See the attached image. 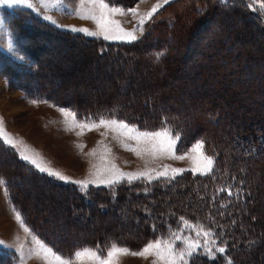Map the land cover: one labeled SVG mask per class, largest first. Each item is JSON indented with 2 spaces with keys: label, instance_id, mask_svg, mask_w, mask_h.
Segmentation results:
<instances>
[{
  "label": "rangeland",
  "instance_id": "obj_1",
  "mask_svg": "<svg viewBox=\"0 0 264 264\" xmlns=\"http://www.w3.org/2000/svg\"><path fill=\"white\" fill-rule=\"evenodd\" d=\"M219 1L209 0L207 9L220 5ZM227 1L223 0L224 3ZM243 1L249 4V0ZM29 3L32 7L0 5V67L6 65L7 60L15 64L20 75H25L19 82L25 84L30 90L37 78L30 72L35 68L32 70L28 68L36 64L41 67V73L45 75H42V81L38 80L35 88L43 87L67 102H80L86 106L94 103L96 99L107 103L115 102L119 104L115 108L122 114L126 112L125 107L135 106L138 99L143 97L149 99L151 96L163 97L164 101L158 99V102H164V110H170L172 113L169 119L172 122L170 121L168 125L173 133H179L177 154L184 156L182 160L163 155L154 157L145 150L150 147L148 143L137 145L135 141L119 137L104 127L91 131L85 129L83 135H77L80 129L66 131L65 117L59 109L71 111L73 109L48 101L43 102L35 94L20 91L4 78V74L8 75L9 70L2 69L0 71L2 73L0 75V119L3 120L4 131L15 140L22 141L20 146L26 147L30 154H38L43 158L47 166L74 180H96L97 176L94 173L98 170L101 177L107 179L108 174L102 170L108 167L109 163L115 164L123 173L164 171L167 167L168 176H175V179L164 177L156 179L153 173L151 183L146 180H136L129 184L126 180H122L112 187L99 183L90 185L88 188V190L91 188L117 190L126 185H139L141 193L149 194L151 197L157 196V190L168 194L173 189L186 186L187 180H202L211 175L216 166L220 165L216 157L218 155L214 153V146H216L214 140L217 143L220 141L224 147L231 149L226 154L228 157L231 156L227 171L223 173L225 180L221 186L230 182L232 171L248 169L251 173L256 169L261 171L264 168V35L245 16V14L258 16L259 12L264 16V11L259 10V4L253 3L252 7L247 6L244 11L240 9L242 3L232 1L229 6L221 5L224 10H219L217 15L212 17L214 19L211 22V28L201 33L199 39L201 45L191 48L188 41L184 43V46L180 45L178 32L179 28L188 30L196 18L195 9L199 7V4L195 0H170L151 20L145 22L142 32L135 33L137 38L134 41H128L126 38L105 40L102 35L88 37L81 32L71 31L70 29L76 28L98 33L92 20L80 18L82 15H88L92 9L91 5L81 4L80 0H62L61 5H54L51 0H43L42 3L29 0ZM110 3L122 9L137 7L138 15L135 19L130 14H118L114 17L125 30L131 31L140 17L151 11L157 0H144L138 5L137 0H110ZM235 6L238 9L228 10ZM69 11L77 15L70 16ZM190 18L193 20L191 21ZM40 23L53 31L100 39L107 44L132 45L142 41L144 45L139 50L144 54L153 45L150 51L152 56L148 59L145 55L130 53L122 56L124 60H128L126 67H122L123 64L120 63L121 67L118 69L114 61L104 66L98 64L101 61L96 60L97 57L89 46L79 44L64 46L59 43L61 41L48 37L39 29ZM260 24L264 27V21ZM169 37L173 40V44L178 46L177 48L169 46ZM157 54H162L158 60ZM188 54H190L189 57H186ZM141 57H145V62L149 61L147 66L136 63ZM239 62L242 64L238 65ZM28 70L30 75L26 76L25 72ZM122 76L126 79L120 81ZM213 108L220 112H211ZM78 118L83 119V117ZM121 120L128 122L125 119ZM128 123L135 124L141 130L159 129L147 128L133 122ZM187 126L190 127L189 133ZM232 132L239 133L231 135ZM199 140L205 142L203 148L199 152L192 151L193 145ZM77 145H83V150L81 151ZM125 146L135 147L141 154L138 156L135 152L127 150ZM244 151H248L246 156ZM93 152L95 154L90 155ZM201 153L210 154L215 158L213 170L207 174H202L204 162L201 159ZM242 157L245 158L241 161ZM6 163L10 169H15L7 157L0 156L1 168L5 167ZM173 169L181 171L176 174L172 171ZM242 178L246 179L245 176ZM176 181L181 183L175 184ZM246 183H248L247 180ZM36 184L35 189L27 185L25 188L22 187V198L27 201L24 200L23 203L30 208L32 215L40 214L50 222L53 233H56V230L59 232L55 234L56 240L63 239L70 244L84 237L92 238L107 234L140 236L144 231L142 227L136 225L137 220L127 216L128 209L134 207L132 199L136 190L127 191V194L125 189L119 190L118 196L121 199L127 198L123 204L122 222L115 224L112 216L104 217L94 214L91 219L70 223L66 212L71 205L68 194L63 192L56 194L48 191L44 184L38 182ZM253 185L257 202L263 208L262 215L258 214L260 221L263 222L262 227L252 228V232L260 234L258 242L261 241V246H257L253 252H248V255L245 254L243 260L246 261L245 264H264V236L261 235V232L264 233V180ZM195 194L198 200L204 199V194H198L197 191ZM144 202L146 203V200ZM151 204L157 206V203L153 201ZM17 212L20 214V221L16 218ZM172 216L178 218L177 227L170 223ZM183 217L196 228L201 226L205 229L209 228L208 225L188 219L185 215ZM164 218L168 220L169 225L164 224L149 230L153 235L149 240L162 235L169 236L170 230L174 232L177 228H180L183 236L196 239V233L182 227V221L173 212H166ZM25 228L28 230L25 231ZM212 231L215 233L214 229ZM199 239L204 238L201 236ZM0 242H2L0 250L15 253L17 261L14 264H54L51 254L47 259L44 258L45 253L41 245L51 247L28 227L21 213L15 208L10 193L5 195L3 186H0ZM147 242L128 248L139 250ZM177 245L179 246V242ZM217 245L219 246L218 240ZM108 247L105 249V255ZM52 251L64 258L71 257L73 264H76L74 259L76 250L67 256L53 249ZM220 254L214 250L211 254L206 251H197L188 264L200 255L216 258ZM4 257L2 261L0 259V264L13 262L10 256ZM153 259L151 256L145 259L129 253L117 257V264H153ZM83 264L88 262L85 260Z\"/></svg>",
  "mask_w": 264,
  "mask_h": 264
},
{
  "label": "trees",
  "instance_id": "obj_2",
  "mask_svg": "<svg viewBox=\"0 0 264 264\" xmlns=\"http://www.w3.org/2000/svg\"><path fill=\"white\" fill-rule=\"evenodd\" d=\"M195 1L199 4V7L196 9L194 8L196 10L197 19L194 18V21L190 24L188 30L179 28L180 23L178 25L180 45L184 46V43L188 41L187 43L191 48L201 45V43L199 44V39L202 35L201 33L208 31L209 28H211V22L214 19L212 17L216 16V13L219 10H224L221 5L229 6L232 1H234V3H242L243 5L240 9H243V11L248 6V2L243 0H228L227 3L220 0V5L217 4L213 9L209 10L207 9L209 6L207 2L209 0ZM236 9L238 8L235 6L228 10ZM242 12L241 14L243 15L244 12ZM245 16L264 35V27L260 24V22L264 21V16L260 12L258 16L254 14H245ZM190 19L191 21L193 20V18ZM32 25L36 26L33 23ZM39 29L45 32L48 37L61 41L62 43H59L64 46L69 47L75 44L89 46L96 55V60L98 59L101 61L98 64L104 66H106L105 64L114 61L118 69L121 67L120 63L123 64L122 67H126V62L128 60H124L122 56L130 53L139 54V56L145 55L148 59L152 56L150 51L153 49V45L147 52L144 54L141 53L139 48L144 45V42L142 41H138L132 45L107 44L100 39H89L72 33L59 32L56 30L53 31V29L45 26L43 23H40ZM169 42V46L178 47L176 44H173V40L170 37ZM145 44L147 45V43ZM210 44H208V46H210ZM148 46H151V44H148ZM189 55L190 54L186 57H189ZM136 63L147 66L149 61L145 62V57H141ZM240 64H242V62L238 63V65ZM2 69L9 70V74H4V78L10 83V85L16 86L20 91L22 90L29 94H35L43 102L48 101L62 107L71 108L78 117L86 118L91 116L98 118L114 116L125 119L128 122L139 124L140 126L143 125L147 128H160L162 123L166 122L169 124L170 121L172 122V120H169L172 117V113L170 110H164L165 103L162 102L164 101L163 97L151 96L149 99L145 97L138 99L135 106L125 107L126 112L122 114L115 108L119 105L115 102L107 103L96 99L94 103L86 106L82 105L80 102H67L60 97L54 96L53 92L43 87L41 89L35 88V85L38 84V80L42 81V75H45L41 73V67L36 64L28 68L30 70L34 69L30 72L31 75L33 74L37 78V81L32 85L30 90L26 88L27 86L25 84L19 82L25 75H20V72L17 70L18 67L15 64L10 63L9 60H7V64L2 65L0 71ZM113 73H115L114 70ZM25 74L26 76L30 75L29 70L26 71ZM0 75H2V73H0ZM125 79L126 78L122 76L120 81ZM158 99L162 101L159 103ZM210 111L213 113L220 112V110H216V108H213ZM187 132H190V127L188 126ZM238 133L239 132H232L231 135ZM214 142L216 145L214 146V153L218 155L216 157L218 162H220V165L216 166L215 171L211 175L202 178V180H187L188 184L186 186L181 189H173V191L168 194H166V192L161 193L157 190L156 197L141 193L142 191H140L139 185H126L117 190L109 188H91L87 192H83L73 184H65L39 173L37 170L27 165L26 162L21 160L17 152L2 141H0V156L7 157L15 169H10L8 163L4 164L5 167L3 168L0 166V177L5 180L11 200L15 205V208L21 213L22 218L27 222L28 227L55 252L65 256L71 255L74 250L77 251L84 247L95 249L99 246L105 252V249L113 242L126 247H134L145 243L153 236L150 234L149 230L152 228H158L160 225H169L168 220L164 218V214L171 211L179 218L185 215L188 219L206 224L211 230L214 229L219 246H223L226 249L224 254L218 255L216 258H208L201 255L197 256L191 264H245L246 261L243 260L245 254L248 255V252H253L257 246H261V241L258 242L260 234L252 232V228L255 229L260 226L262 227L263 222L260 221V218L258 217L259 215H262L263 208L257 202L256 196L254 195L255 189L253 183H261L262 180H264V168H262L261 171L256 169L255 172L253 171L251 173L248 169L243 171H232L231 176L233 179L231 178L230 182L221 186V183L225 180L223 173L227 171L228 160L231 156L228 157L226 154H228L227 151L231 149L224 147L220 141L217 143L214 140ZM244 152H246L244 153L246 156L248 151ZM243 158L245 157L240 158L241 161ZM244 176L246 179L242 178ZM246 180L248 183H246ZM36 182L44 184L48 191H52L56 194L62 192L68 194V199L71 201V205L66 212L69 216L70 223L79 222L83 219H91L94 214L104 217L112 216L114 217L115 224L120 223L123 221V204L127 198L121 199L118 196L119 190L121 188L125 189L126 194L127 191L136 190L134 193V196H136H133L132 199L134 207L128 209L127 216L137 220L138 222L136 225L142 227L144 231L140 236H133L130 234L131 236L129 235V237H126L125 235L113 236L107 234L105 236L97 235L92 238L84 237L76 239L75 242L70 244L64 242L63 239L56 240L55 234L59 232L56 230V233H53L50 228V222L41 217L40 214L37 216L32 215L30 208H27L23 203L25 199L22 198V187L25 188L27 185L28 187L35 189L37 186ZM180 183L181 182L179 181L175 182V184ZM229 189L233 195H228L227 190ZM195 191H197L198 194H204V199L198 200ZM219 191L222 192L220 193ZM188 195H190V197H188ZM187 199H190V201ZM145 200L146 203L144 202ZM152 201L157 203V206H153L151 204ZM25 202L27 201L25 200ZM170 219L172 220L170 223L175 227L179 225L177 217L172 216ZM261 233V235L264 236V233ZM4 256H10V258H13V262L10 264H14L17 261V257L12 251L0 250L1 261Z\"/></svg>",
  "mask_w": 264,
  "mask_h": 264
},
{
  "label": "snow or ice",
  "instance_id": "obj_3",
  "mask_svg": "<svg viewBox=\"0 0 264 264\" xmlns=\"http://www.w3.org/2000/svg\"><path fill=\"white\" fill-rule=\"evenodd\" d=\"M37 2L42 3L43 0H37ZM51 2L54 5L62 4V0H51ZM143 2L144 0H137V5ZM169 2L170 0H157L156 5L152 7L151 11H149L146 15L141 16L136 26L131 31H127L123 28L119 21L114 19V17L118 14H130L133 19H135L138 15L136 6L128 9H122L112 5L110 0H80L81 4H88L92 6V9L88 15H82L80 18L92 20L98 29V33L91 32L88 29L72 28L70 30L73 32H81L88 37L102 35L103 39L105 40L113 38H126L128 41H134L137 38L135 33L142 32L144 30L145 22L151 20L157 11ZM253 3L259 4V10L264 11V0H249L248 6L252 7ZM0 5H8L9 7L14 5H26L28 7H32V4L29 3V0H0ZM68 15L73 16L77 15V13L69 11ZM160 55L162 54H157V60L159 59ZM33 103H36V101H33ZM59 110L65 117L66 131H75L76 129H80V131L77 132V135H83L85 129L91 131L93 129H98L99 127H104L105 129L111 130L119 137H126L130 141H135L137 145L141 143H148L150 147L145 150L149 151L154 157L157 155H163L173 159L182 160L184 158L183 154H177L179 152V149L177 148V142L180 139V135L179 133H173L172 129L166 122L162 123L158 130H141L135 124H130L114 116L98 118L90 116L79 119L77 114L71 110H66L63 108ZM69 117L71 119H69ZM0 141L14 149L21 160L26 162L27 165L34 168L39 173L47 175L50 178L66 184L70 183L76 185L77 188L83 192H87L90 185H98L99 183H103L107 187H112L115 184L120 183L122 180H126L129 184L136 180H146L148 183H151L153 179V173H155L156 179L161 177L166 179H175V176H168L167 167H165L164 171L150 170L138 173H123L117 168L115 164L109 163L108 167L102 170L104 173L108 174L107 179L102 178L100 171L98 170L96 173H94V175L97 176L96 180H74L64 175L60 171L47 166L46 162L43 160V158L39 157L38 154H30L26 147H21L20 145H22V141L15 140L4 131L2 119H0ZM204 143L205 142L202 140L197 141L196 144L193 145L192 151L199 152L203 148ZM77 147L82 151L84 146L77 145ZM125 147L127 150L135 152L138 156L141 154L140 151L135 147ZM94 154L95 152L90 153V155ZM201 159L204 162V171L202 174L211 172L213 170L215 158L210 154L201 153ZM172 171L176 174H179L181 170L173 169ZM0 186L4 187L5 195L7 196V185L2 177H0ZM227 191L228 195H233L230 189ZM16 218L18 221L21 219L18 212ZM180 220L182 221V227L191 229L196 233V239L183 236L180 232V228H177L174 232L170 230L169 236L162 235L149 240L142 247V249L139 250H130L126 246H119L117 243L113 242L109 245L105 255V252L99 246H97L95 249L84 247L75 251V262L76 264H83V261L86 260L88 264H117V257L130 253L132 256L143 257L145 259L151 256L154 258L153 264H188V261L197 251H206L209 254H211L213 250L216 253L221 254L226 252L225 247L217 245V240L215 238L216 234L213 233L210 227L207 229H205L203 226L196 228L184 217H180ZM27 230L28 229L25 228V231ZM201 236L204 238L203 240L199 239ZM177 242H179V246L177 245ZM41 249L45 253V259H47L48 255L51 254L54 264H73V259L71 257L64 258L61 255L54 253L51 248H48L44 245H41Z\"/></svg>",
  "mask_w": 264,
  "mask_h": 264
}]
</instances>
